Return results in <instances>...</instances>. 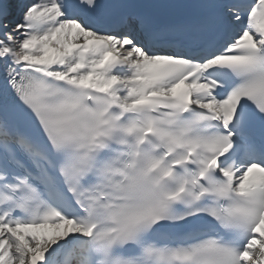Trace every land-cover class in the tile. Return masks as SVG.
<instances>
[{
	"label": "snow or ice",
	"instance_id": "snow-or-ice-1",
	"mask_svg": "<svg viewBox=\"0 0 264 264\" xmlns=\"http://www.w3.org/2000/svg\"><path fill=\"white\" fill-rule=\"evenodd\" d=\"M0 264H264V0H0Z\"/></svg>",
	"mask_w": 264,
	"mask_h": 264
}]
</instances>
